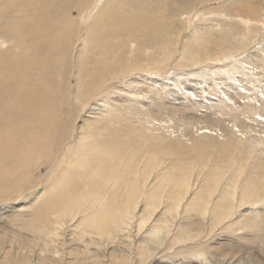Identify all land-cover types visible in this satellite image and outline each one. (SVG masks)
<instances>
[{
    "label": "bare ground",
    "instance_id": "obj_1",
    "mask_svg": "<svg viewBox=\"0 0 264 264\" xmlns=\"http://www.w3.org/2000/svg\"><path fill=\"white\" fill-rule=\"evenodd\" d=\"M69 1L29 0L28 6L32 7L36 15L27 17L18 16L16 13L19 12V8L17 7L16 13L12 12L13 14L11 11L6 12V10L3 14L0 12V36L12 41V46L18 48V51H12L11 48L4 49L5 45L0 41V202H7L32 183V180L28 178V174L31 172L26 171V169L23 170L22 164L31 158L27 152L31 144L34 146V149L31 148V150L37 151V158H41L44 162L52 160L61 148L63 149L62 154H60L61 160L58 161L61 162L64 158H70L72 162L70 169L56 168L52 171V174H55L52 176L55 178L54 181L35 190L33 197L29 198L28 206H21L18 209L15 208L17 207L15 203L10 206L16 209L14 211L16 214L11 213L15 216L28 210L29 221L50 225L51 232L47 233L46 231L47 234H43L51 242L39 241L40 244L37 245L36 249L34 246L24 247L12 244L6 248L5 243L0 238V264H80L88 259L94 264H103L98 260L101 255H109L107 264H161L156 255L162 251L161 248L166 244L171 246L172 244H183L182 247L185 248L187 257L189 254L190 259L194 258L197 264H212L211 259L205 255V250H201L200 247L198 249L202 243V238H205L220 224L226 225L230 231L238 228L237 225L242 222V219L234 221L232 217L237 213L239 214L240 209L245 206L251 207V215L248 217L245 226H259L257 230L264 234V217L257 209L264 204V169L262 172H256V170L253 172L252 168L250 170L247 168L245 172L242 166L234 160L235 158L231 153V149H234V142L237 143L235 138H239V135L237 134V136L232 130L241 124L244 125V119L247 120L246 118L249 116L246 108H240L238 110L239 116L236 118L230 119L229 116H225V111H232L235 101L239 102L236 97H242V92L238 88L236 89L230 81L229 84L225 82L229 90L224 89V97L221 100L223 101L222 105L226 106L225 111H220L222 115L221 118L218 117L217 121L218 126H222L220 127L221 130L226 131V139L218 140L217 138L220 136L217 135L216 138L212 136L214 134L210 135L212 137L202 135L192 139L193 141L191 140V143L186 145L194 150L193 154L195 151H200L197 152L198 158L201 153L202 156L206 155L208 162L211 159L216 161L213 164L210 163L212 168L208 170V174L202 168L201 170L198 169L195 181H191V176L195 174L194 165L196 162H193V165L192 156L188 154L189 149L187 153L178 151V146L176 148L175 143L171 141L165 147L158 145V143L156 145L154 142V147L151 144L142 143L141 146L135 148L131 141L133 138L126 137L124 139L121 137L122 129L119 125V127L112 129L114 130L112 132L107 127V121H101V117L105 113H109L108 107L111 101L109 93L105 91L112 87L111 83L126 80L133 82L134 80L147 85V82L151 81L149 85L158 94L165 95V92H169L165 90V82L157 83V80L151 78V73L153 71L161 72L169 60H171L170 63H180L181 66L183 64L185 67H191L200 63L202 57L208 59L209 55L206 52L209 48L217 51L225 50L223 54L220 52L221 56L216 55L218 56L216 60L219 63H223L222 60H229L227 64L201 67L200 69L208 75L222 69L236 73L238 63L233 58L244 55L238 60L245 62L248 56L244 54V51L239 52L238 50L249 42L256 45L263 41L260 39V32L264 33V22L258 23V27L252 25L257 21L254 20L255 9L257 8L255 3L244 0L248 9L239 7L242 16L237 15L239 20H242L245 31L253 34L250 39L245 34L246 32L244 34L236 33L229 26L226 27L228 31L223 32L221 29L219 32L207 36V38L204 37V41L200 38L202 34L197 37L192 36L188 31L185 33L186 21L179 16L193 3L207 0H138L142 9L135 12L122 6L126 0H120L121 4L118 3L119 5H117L120 7L115 9L113 7L109 9L111 8L110 3H114V0H96L97 5L94 6L90 24L85 29L87 32L90 25L93 27L91 30L98 34L94 43L91 44L88 40H84V35L78 33L84 27L76 26L73 20L68 18L67 14L71 9L70 7L73 6L74 0ZM75 1L81 4L80 6L88 4L90 6L94 3V0ZM221 1L222 6H220L222 8L223 4L230 0ZM174 2L176 3L175 6H173ZM14 3V0H8V8ZM155 3L156 6L160 5L161 9L153 12ZM225 9L227 10V8ZM243 10L247 13L246 15H243ZM159 12L164 18L161 25L157 22ZM151 15H154L153 19ZM199 15L203 16V13H198L195 16L199 17ZM23 19L26 20L25 23ZM113 21H115L114 24L110 25L109 22L112 23ZM128 28L144 31L140 34H134ZM105 35L107 39L112 38L113 35V37L118 35L121 38H117L116 43L110 39L107 45L105 44ZM101 38L104 39L100 40ZM208 39L210 40L207 41ZM185 42H189L197 48L196 52L190 53L187 57L184 55L187 52L184 46ZM89 45L92 46L95 54H93L94 51L89 53ZM77 46L79 49L75 50ZM101 46H103V53L98 52V48ZM202 47L203 52L200 51ZM189 48H192L191 45ZM233 48L234 50H232ZM178 50L179 55L177 54ZM210 59L213 60L212 57ZM238 60L236 59V61ZM257 60L255 63H259ZM181 62L183 63L181 64ZM255 63L251 62L250 64L254 65ZM72 68H74L73 71L76 70L78 83L75 84L73 90H70L68 78ZM211 68L213 71H210ZM194 69L198 68H189V70ZM251 70H253L251 74L255 75L256 70L254 68ZM57 71L59 77H56L55 72ZM238 79L245 81L244 77H238ZM242 84L245 85L246 83L243 82ZM113 87L115 86L113 85ZM231 89L232 92H230ZM103 90L105 93H102ZM261 91L264 95V90ZM96 93H102L104 97L102 99L104 108H97L99 117L86 119L76 127V122L72 119L76 112L75 109L82 108L84 99L87 100L89 96ZM102 95L100 94V96ZM152 98L157 102L161 100L157 96ZM241 99H245L244 103L248 101L247 97ZM124 101H128L125 105L130 109V112L136 113L137 122L147 123L150 121V117L144 110L136 111L134 104L140 105L141 100L131 102L125 99ZM256 102L255 105L261 106V100H256ZM66 103H70L71 106L67 107ZM117 107L120 108L121 105L117 104ZM97 109H92V111ZM130 112L127 111L126 113ZM262 116L252 118L254 116L251 114L249 119L250 121L253 119L261 120L264 119V115ZM247 123L252 124L249 121ZM238 132L242 134L239 138L241 149L239 154H245L247 159L253 158V162H255L256 156L249 155L255 149L252 148L247 155L243 148L264 147V140L258 138L259 131L254 130V127H248L242 132ZM28 133L34 136L33 143L25 139V135ZM143 134L146 135L147 133ZM147 136L149 137L148 134ZM121 144L124 146L123 148ZM126 144H131L133 147L129 154L124 155L122 150L127 147ZM145 148L148 150L150 148L155 149L157 153L155 155L150 154V156L148 152L151 151H146L147 155L143 150ZM166 148L168 149L166 150ZM212 149L217 151L216 157L210 155L208 150L211 151ZM29 152L31 151L29 150ZM247 159L245 160L247 161ZM260 159V161L264 160V158ZM201 161L200 164L198 163L200 166L206 165L205 168H209L210 165L206 163L207 160L201 159ZM250 162L249 165H255L254 163L250 164ZM234 164L233 175L229 174L224 178L223 174L226 172L224 169L230 168ZM200 166L196 167L199 168ZM57 169L58 171H56ZM86 170H90L88 174L91 181H88L89 184L85 186V191L80 194L78 192L79 186L73 182V177L78 176L79 173H84ZM207 180L212 181V184H207ZM223 181L225 182L221 186ZM28 182V186H25ZM121 189L124 190L126 199L120 201L119 206L116 190ZM214 193L216 195L213 196ZM18 201L20 200L18 199ZM38 208H42L44 211L39 212ZM161 209L164 211L157 221L162 222L160 224L156 222V225L144 228L154 216L153 213ZM257 219L262 220L260 224L256 221ZM27 223L28 221L23 224ZM65 226L74 228L77 232L74 234L79 235L76 240L82 235L85 236L89 231H95L97 237L89 235L94 240H91V243L95 247L80 244L83 249H74L73 255L75 257H69L68 254L66 256L65 249L62 248L64 245H61L60 240L57 239V236L63 234ZM131 226L132 228L135 227L133 231ZM170 226L177 228L173 231V227L170 228ZM191 226L199 227L195 228L196 231L193 232ZM41 230L39 229V232ZM136 230L141 233L140 236L131 234ZM138 232L136 234H140ZM40 235L42 236V232ZM120 235L125 239L130 236L133 239L132 244L129 242L130 240H124L129 242L131 246L135 245L132 249L130 247L128 253L120 252L113 248L112 244L111 246L109 244ZM189 243L191 245L188 246ZM110 247L112 249H109ZM256 247L258 248V246ZM175 248L177 249V247ZM71 251L69 252L70 256ZM178 251L175 254H182L177 253ZM259 251L261 252L260 248ZM172 261L174 263V260ZM187 264H191V262ZM259 264L262 263L259 262Z\"/></svg>",
    "mask_w": 264,
    "mask_h": 264
},
{
    "label": "rangeland",
    "instance_id": "obj_2",
    "mask_svg": "<svg viewBox=\"0 0 264 264\" xmlns=\"http://www.w3.org/2000/svg\"><path fill=\"white\" fill-rule=\"evenodd\" d=\"M31 1H33V0H31ZM117 1L118 0H114L113 1L114 3H110L111 8H109L110 5L108 8L112 9V7H113V9H115L116 7H120L117 5H119L118 3L121 4V2H120V0H119V2H117ZM14 2H15L14 5H12L11 7L8 8V0H0V7H1L0 12L3 14L6 10V12L11 11V13L12 12L16 13L15 9L17 7V8H19V12H17L16 14L20 17H27V16L36 15V14H34L35 11L32 9V7L28 6L29 0H14ZM68 2H70V1L68 0ZM221 2H222L221 0H207L204 2L200 1V2L193 3V5L191 7L185 9L183 14H180V16H179V18L181 17L182 20L186 21L185 33L190 32L192 36H197V37L201 36V34H202V37H200V38H202V40H204V37L207 38V36L209 37V35H213L215 32H217V31L219 32V30H221V29H222L221 31H223V32L228 31L226 29V27L228 28L230 26V28L232 30H234V32L239 33V34H244L246 32L245 26L241 22L242 20L241 21L239 20L237 15L242 16V12L240 11L239 7H244L245 9H248L246 6L247 3H245L244 0H232V2L230 0L227 3H224L223 4L224 6L221 8V6H222ZM250 2L255 3V5L257 6V8L255 9V15L256 16L254 17L255 18L254 20H257V21L254 22V24H252V25L258 27L257 26L258 23L264 22V0H250ZM256 2H257V4H256ZM88 3H89V1H88ZM72 4H73V6L70 7L71 9H69L68 14H67L68 18L73 20V23L76 26L84 27L81 30H79L78 33H80L86 37V38L84 37L85 41L88 40V42L93 44L94 39L96 40V38L98 37V34L96 32H94L93 30H91V29H93V27L90 25H89V27H90L89 30L91 32L89 30L86 32L85 29H86V27H88V24H90L89 22L91 21L90 20L91 15H92V13H93L96 5H97L96 0H94L93 5L90 4V6H88L89 5L88 4V5H86L87 7L85 5L84 6L82 5L83 8H82V6H80L81 4H79L75 0H74V2H72ZM175 4L176 3L174 2L173 6H175ZM122 6H125L127 9H130L132 11L134 10V12L142 9L141 4L138 2V0H132V1L126 0ZM159 6L160 5L156 6V3H155L153 6L154 10H152V11L156 12V10L158 11L159 9H161ZM225 8H227V10ZM198 13L199 14L203 13V16L199 15V17H196L195 15H197ZM243 13H244L243 15L247 14L246 12H244V10H243ZM231 14H233V15H231ZM153 16L151 17L152 19H153ZM157 18H158L157 22H159L158 24L161 25L164 22L163 21L164 18H163V15L161 12H159V15L157 16ZM232 21H234V22H232ZM23 22L25 23L26 20L23 19ZM114 22L115 21H113L112 23L109 22V24L112 25V24H114ZM255 23H256V25H255ZM231 24H233V25H231ZM128 30L134 34L135 33L140 34L144 31L142 29L137 30V29H133V28H128ZM115 33H117V32H115ZM245 34L248 36V39H250L253 35L252 33H247V32ZM260 34H261L260 39L263 41L258 42L256 45L254 43L249 42L243 48L238 50L239 52L244 51L245 52L244 54L248 55L246 58L247 60L245 62H241V61L239 62V60H238L239 58H241L244 55L233 58V60H235V62L238 63V71L236 70V73H233V72L230 73L226 69H222L220 71H216V73L215 72L212 73V75H208L206 72L204 74L203 70L200 69L201 67L204 68V67L213 66V65L214 66H221L220 64H227V62L229 61V60H227V61L222 60L223 63H219L216 59L218 56H221V54H223L225 52V50L224 51L223 50L217 51L216 49L209 48L206 52L209 55V57H207L208 59H204V57H202L200 63H198L197 65H194L191 67L190 66L185 67V65L182 64L183 62H181V64H182V66H181L180 63H176V64L174 62L170 63L171 60H169L167 62V64L164 65V67L161 69V72L157 73L156 71H153L151 73V78L157 80V83H160V81L165 82V88H166L165 90L170 92V93L165 92L164 93L165 95H163V94L161 95V94H158L157 92H155L153 90V87L149 85L150 84L149 82H151V81L147 82V85L145 83L135 82L134 80H133V82L130 81L131 83L127 80L124 82L118 81V82L111 83L112 87L109 86L110 88H107L106 91L105 90L102 91V93H105V92L109 93L108 95L110 97L109 99H110L111 103L108 107L109 113L108 114L105 113L104 115L106 116V118L103 115L101 117V121H105V122L107 121L106 123L109 125V126L107 125V127L109 129H111L112 132L114 131L112 129L120 126V128L122 129L121 137L124 139H126V137L127 138L128 137L133 138L131 141L134 143L135 148L138 146H141L142 143H147L148 145L149 144L153 145L154 142L156 145L158 143V145L160 144V146L165 147L171 141L172 143H175L176 148L178 146V149H177L178 151L180 150L181 152L183 151L185 153H187L189 151L188 154L190 156H192L191 157V160H193L192 163L196 162L195 165L193 163L194 169H195V174H193L191 176V181H195V178H196L195 175H197L196 171L198 169L201 170V168H202L208 174V172H209L208 170L212 168V164L215 163L216 161L214 160L215 161L214 162L211 159L213 162L211 160H210V162H208V158L205 157L206 155L202 156L201 153H200L199 158H198L197 152L199 153L200 151H195V154H193L194 150H192L191 148H188L187 146H188V143L189 144L191 143L192 139H194V138L196 139L202 135H204V136L207 135L209 137L210 135L214 134V135H212L213 137L217 138L218 136H220L217 138L218 140L226 139L227 133H225L226 131L223 132L222 131L223 129L221 130L220 127H222V126H220V125L218 126L217 121H218V117L221 118L220 116L222 115L220 113V111H225L226 106L222 105L223 101H221V100L224 97V94H223L224 89L227 91L229 90L228 86H227V84H229L228 83L229 81L231 84H234L236 89L238 88V90L242 92L243 98H246V97L248 98L247 99L248 101H245V103H244L243 101L245 99L243 100V99H241L242 97H236L239 100V102L235 101V105L233 106V110L230 112H227V111H225V113L223 112L225 114V116L226 117L229 116L230 119H233V118H236L239 116L238 110H240V108H244V109L246 108L245 110L248 112L249 117H247L245 115V118L247 117L246 118L247 120L244 119V125L241 124L239 127H234L232 131L236 135L238 134L239 138H240L242 136V134L239 132L237 133V131L242 132L243 129H247L248 127H254V130L256 129L257 131H259L258 138H262L264 140V119H261V120L253 119V121H250V119H249V118H251V114H253V116H254L252 118L260 117V116L263 117L262 115H264V95H262L263 92L261 91V90H264V65H263V62H264V44H263L264 33L260 32ZM113 36H112V38L110 36L109 37L112 40V42H115V43L118 40L117 38H121V37H118V35H115V37H113ZM104 38H106V35L104 36ZM104 38H101L100 40H102ZM110 39L106 38L105 44L108 45ZM209 40L210 39H208L207 41H209ZM0 41H2L3 45H5V47H3L4 49L5 48L10 49L11 48L12 51H18L17 47L12 46V41L7 40L6 38H3L1 36H0ZM78 42H80V41H78ZM188 44L191 45L192 48H189ZM253 45H254V47H253ZM184 46H185L186 51H187L184 54L185 57H187L190 53L196 52L195 50H197V48L189 42H185ZM102 48H103V46L99 47L98 52L100 51L101 53H103ZM78 49H79V46H77L75 48V50H78ZM89 49H90L89 53L90 52L92 53V51H94V49H92V46H90ZM187 49H189V50H187ZM232 50H234V48ZM200 51L201 52L204 51L203 47H202V49H200ZM220 52H222V53L220 54ZM47 53H48V51H47ZM49 53H50V50H49ZM213 53H214V55H213ZM258 53H260V54H258ZM93 54H95V51ZM177 54L179 55V50H178ZM216 55H218V56H216ZM258 55H260V56H258ZM91 56H93V55H91ZM211 57L213 58V60H215L217 62H214L212 59H210ZM236 59L238 61H236ZM205 60H207V61H205ZM256 60L259 63H255ZM96 61H97V57H96ZM251 62H254L256 65L250 64ZM192 67L198 68V69H194L196 72L194 70H189V68L192 69ZM251 68L252 69L254 68L256 70L255 75L251 74V73H253V70H251ZM73 69L74 68H72V71L70 72V76L68 78L70 90H73L75 87V84L78 83L77 77H76V70L73 71ZM185 69H187V70H185ZM210 71H213L212 68ZM198 72H199V74H198ZM55 74H56V77H59L58 71L55 72ZM183 75H185V76H183ZM228 76H229V78H228ZM134 77L136 78V75ZM230 77H231V79H230ZM238 77H244L245 81L239 80ZM187 78H188V80H187ZM233 78H235V79H233ZM183 81H185V82H183ZM243 82H245L246 84L245 85L242 84ZM224 83H225V85H224ZM113 85L115 87H113ZM167 87H168V89H167ZM101 88H102V86H101ZM193 90H194V92H193ZM171 92H173V93H171ZM230 92H232V89ZM102 93H100V94L102 95ZM100 94L96 93L92 96H89L87 98V100L84 99L85 102H84V105L82 108H79L78 110L75 109L76 112L74 113L72 119L75 120V122H76L75 126L76 127L81 125L82 122L85 121L86 119L89 120V119H93L94 117L96 118L98 116L97 115L98 111H99L98 109L104 108L103 106H105V105H104V102L102 101V99L104 97H103V95L100 96ZM172 94H174V95H172ZM153 96H155V97L157 96L161 100H158V102H157V100H154L152 98ZM220 97H221V99H220ZM112 98H114V99H112ZM125 99H128L131 102L141 100L142 103H140V105L137 103L134 104L136 107V111H139V109L142 111L144 110L145 113H147V115L150 117V121H148L147 123L146 122L143 123L140 121L137 122L136 113L135 112L131 113L130 109L126 107L125 104H127L128 101H124ZM256 100H261V106L255 105V104H257ZM231 102H233V101H231ZM117 104L121 105V107L118 108ZM66 106L69 107V106H71V104L66 103ZM176 108H178V109H176ZM92 109H97L96 110L97 112L94 110L92 111ZM221 109H223V110H221ZM125 111L126 112L129 111L130 113H126ZM228 113H230V114L227 115ZM225 116H223V117H225ZM132 118H133V120H132ZM102 119H104V120H102ZM248 121L252 122V124L247 123ZM109 123H111V124H109ZM122 126H124V127H122ZM162 127H164V128H162ZM134 128H135V130H134ZM172 128H173V130H172ZM139 129H141V130L143 129L142 132H141V130L139 131ZM143 131H145L149 135V137L147 136V134L144 135L143 133H145V132H143ZM180 136H181V138H180ZM212 136H210V137H212ZM221 136H222V138H221ZM183 137H185V138H183ZM239 138L238 137L235 138V141L237 143L234 142V149L230 148L231 153L233 154V156L235 158L234 160L237 162V164H240L242 166V168L245 172H246L245 169H247V168H248V170H250L252 168L251 170H253V172H255L254 170H256V172H262L264 169V160L260 161L261 160L260 158H264V155H263L264 154V147L261 148L260 146H258V147H251V148H249V147L243 148V149H245L247 155L249 152H251L252 148L255 149V150H253L254 152L252 151L251 153H249V155L252 154V156L253 155L256 156L255 159H256L257 163H255L256 161L253 162V158H250V160H249L246 158L245 154L244 155L239 154L240 153L239 151H241V149L239 147L240 146ZM25 139H27L30 143H33L35 138L32 134L28 133L25 135ZM189 140H190V142H188ZM32 145L33 144H31V146L29 148V150L31 152H29V150L27 151L30 154L31 158H29L28 162L22 163L23 164V170L26 169V171L29 170L31 172L28 174V178L32 180V183L28 186L29 182L31 181L30 180L25 185L28 187L22 189L15 196H13L12 199L8 200L5 203L0 202V238L2 239V242L5 243L6 248H8V246L12 244L14 246L18 245V246H24V247L34 246V249H36L38 247L37 245H39L40 242H51L44 235L46 233V231H47V233L51 232V226L50 225L40 224L37 222L29 221V217H27V213H28L27 211L28 210L26 212L23 211L18 216H15L16 213L14 211L21 206H28L29 205V203H28L29 198L33 197V193L35 192V190L42 188V187L46 186V184H49V183L54 181L55 178H52V176L55 174H52V171H54L56 168L70 169L72 167V162H71L70 158H64L63 161L59 162L61 160L60 154H62V151H63L62 148L57 153V155H56L57 157L55 156L52 160H50L48 162L47 161L44 162V161H42L41 158L40 159L37 158V151L34 150V152H33L34 146H32ZM35 145L37 146V143ZM39 145H41V144L39 143ZM154 145H153V147H154ZM38 147L42 148L41 146H38ZM123 147L124 146L122 145V148ZM132 147H133V145H131V144L127 145V147L122 150V152H123L122 154H124V155H127V153L129 154V152L132 150ZM31 148H33V149L31 150ZM151 148L149 150H148V148L143 149V150H145L144 153H146L147 155H148V153H149V155L150 154L155 155L157 152L155 151V149L152 150ZM167 149L168 148H166V150ZM190 149H191V151H190ZM172 150H174V149L172 148ZM146 151L147 152L151 151L152 153L151 152L147 153ZM208 151L212 157H214V156L216 157V152H217L216 150L214 151L212 149L211 151L210 150H208ZM192 158H194V159H192ZM200 158L205 160V161L207 160L206 163H208L210 165L209 168L208 167L205 168L206 165L204 167L202 165H201L202 167L199 165L200 164L199 162H202ZM245 159H247V161ZM30 160H31V162H30ZM249 162H250V164L254 163L255 165L254 166L249 165L248 164ZM210 163H212V164H210ZM25 166H27V167L25 168ZM196 166L197 167L200 166V167L197 168ZM260 167H262V169H259ZM186 168H188V167H186ZM233 169H235V164L232 165V167L230 166V168H227V169L225 168L224 170L226 172H225V174H223L224 175L223 177L225 178L229 174L233 175V173L235 171V170L233 171ZM56 171H58V169ZM89 171L90 170H86L84 173H79L78 176L73 177L74 178L73 182L75 184H78V186H79L78 192L80 194L85 191V189H86L85 186H87L89 184V182L91 181L90 180L91 177L88 174ZM80 177H82V178H80ZM225 181L222 182L221 186L223 185V183ZM206 183L210 185V184H212V181L207 180ZM121 190H119V191L116 190V194L119 198V199H117V200H119V201H117L119 206H120V203L122 202V200L126 199L124 197V195H125L123 192L124 190L123 189H121ZM214 195H216V194L214 193L213 196ZM18 199L20 201H18ZM12 203H15V205H17V207H15L16 209H13L10 207ZM160 207H162V206H160ZM250 209H251V207L245 206L244 208L240 209V211H239L240 215L237 213L232 217L233 218L232 220H234V221H236L237 219L238 220L242 219V222H240L237 225L238 226V228H236L237 230L234 229V230L230 231L226 225L220 224V226H217L213 231L209 232L205 238H202V243H201V245L198 246V249L201 248V250H203V251L205 250L204 251L205 255H207V257H209L211 259L210 261L212 264H228L229 262H230L229 264H259V262L264 264V234L261 231L257 230V228L259 226H257V227L256 226H251V227L245 226V224L247 223L248 217L251 215ZM257 209L260 211V214L262 215V217H264V204L257 207ZM161 210H159V211L157 210L158 212L156 211L155 213H153L154 216L151 217V219L147 222V224H146V226H144V228H149V227H151V225H156V222H157V224H160V222H162V221H157V219H159L162 216V212L164 211V210H162V211ZM38 211L43 212L44 210L42 208H38ZM12 212L15 214L14 215L11 214ZM160 212H161V214H160ZM24 221L25 222L28 221V223L23 224V223H25ZM256 221L260 224V222L262 220L257 219ZM237 226H235V227H237ZM35 227H37V228H35ZM65 227L66 228H64L63 234L61 236H57L58 237L57 239L60 240L61 245H64V246H62V248L65 249L64 253L66 256L68 254L69 257H75V255H73L74 249H83V247L80 244L88 245L89 247L91 246L93 248L95 247L94 244L91 243L92 241H94V240H92L91 237H97V234L95 231H89V233H87L88 235L87 234H85V236L82 235V236H80V238H78V240H76L77 237H79V235L74 234V233H77V232H75L74 228L72 226H65ZM198 227L199 226H194V227L191 226V231L195 232L196 231L195 228H198ZM134 228H135L134 226H133V228L131 226L132 231L134 230ZM170 228H172L173 231H175L177 227L176 226H170ZM39 229H42V230L39 232ZM48 229H49V231H48ZM41 232H42V236H44L45 238L44 237L41 238L42 237L40 235ZM137 232L138 231L136 230V231L132 232L131 234L140 236L141 233L138 232L140 234H136ZM36 235L38 238L35 237ZM73 237H74V239H73ZM135 237H137V236H135ZM135 237H133V238H135ZM39 238H40V240H39ZM124 240H128V241L130 240L129 242L131 244L133 241V239H131V236L126 237V239H125L120 235V236L115 238L114 242H110L109 244H110V246L112 244V247L115 248L116 250H119L120 252L122 251L123 253H128L130 250V247L132 249V247L134 248L135 245L131 246L129 242L124 241ZM208 240H209V242H208ZM75 242H77V243H75ZM52 243H54V242H52ZM186 245H187V243H186ZM189 245H191V243H189L188 246ZM182 246H183V244L182 245L172 244V246L170 244L169 245L166 244L164 246L165 248L164 247L161 248L162 251L163 250L164 251L159 252L161 254L158 253V255H156V257L159 258L161 264H170V263L174 264L175 262L177 264H187L189 262H191V264H197V261L194 258H191L192 260L190 259L191 256L189 254L187 257V254H185V248H183ZM256 246H258V248ZM112 247H110L109 249H112ZM123 247H125V248H123ZM175 247H177V249ZM178 247H179V249H178ZM180 248H182V249L180 250ZM259 248H260L261 252L259 251ZM71 250H73V251H71ZM177 250H179L177 253H182V254H180V255L175 254V252ZM255 250H256V252H255ZM70 251H71V256L69 255ZM181 251H183V252H181ZM163 253L166 255H164ZM108 258H109V255H101L98 258V260L100 263L107 264L109 261ZM171 258H173V259H171ZM88 260H84L80 264H84V263L94 264L93 262H90V260L89 261ZM154 260H157V259L154 258ZM172 260H174V263ZM166 262H168V263H166Z\"/></svg>",
    "mask_w": 264,
    "mask_h": 264
}]
</instances>
